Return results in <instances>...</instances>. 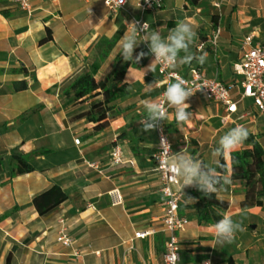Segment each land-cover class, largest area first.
I'll return each instance as SVG.
<instances>
[{
  "label": "crops",
  "instance_id": "obj_1",
  "mask_svg": "<svg viewBox=\"0 0 264 264\" xmlns=\"http://www.w3.org/2000/svg\"><path fill=\"white\" fill-rule=\"evenodd\" d=\"M127 1L115 13L103 0H31V12L16 0H0V264H164L170 233L162 219L163 181L152 159L158 138L156 131H141L148 120L145 104L157 103L164 88L157 62L149 69L154 55L127 68L118 86L128 93L100 129L77 115L101 95L70 102L64 94L85 71L97 80L108 72L134 19L150 25L144 38L136 35L134 58L149 52L152 31L166 38L177 23L189 22L196 32L189 53L207 57L202 64L194 59L175 69L187 76L190 68L199 67L208 77L236 85L232 93L238 110L228 117L225 105L202 93L186 101L192 113L188 121L178 123L175 109L169 111L165 125L173 162L174 154L182 152L220 171L221 158L213 152L219 138L237 125L247 127L264 148V114L251 98H241L242 78L234 70L248 34L264 43V0H200L197 6L163 0L161 8L147 11ZM116 145L124 158L119 164L111 162ZM251 147L245 140L236 151ZM34 152L35 170L12 175L10 157ZM224 164L231 183L220 185L216 194L229 206L218 212L231 215L244 230L232 243H218L212 228L216 220L199 221L187 197L194 186H183L180 175V213L189 218L178 231L180 264H229L230 259L264 264V198L244 206L246 182L232 178L231 153ZM54 185L68 198L42 215L34 199ZM137 232L150 233L137 237ZM63 234L70 244L59 240Z\"/></svg>",
  "mask_w": 264,
  "mask_h": 264
},
{
  "label": "built area",
  "instance_id": "obj_2",
  "mask_svg": "<svg viewBox=\"0 0 264 264\" xmlns=\"http://www.w3.org/2000/svg\"><path fill=\"white\" fill-rule=\"evenodd\" d=\"M17 4L24 10L31 12V0H16ZM105 5L113 12H118L127 4V0L122 5H119L117 0H103ZM136 5L143 11L154 10L163 6V0H135ZM140 24L147 23L148 28L144 32L137 33L138 37L144 38L150 29V25L143 19H134ZM220 31L218 30L213 37V43L217 45V40ZM205 44H201L199 49H204ZM158 71L163 78L164 88L159 94L158 101L167 114L173 108L167 104L166 97L163 95L169 82H175L177 77L184 79L187 86L194 93H202L210 101L217 102L226 106L227 117L238 110V102L233 96L234 84H227L217 77H208L199 67H192L189 74L184 76L178 70L166 64L157 62ZM234 70L242 80L241 98H251L255 107L264 114V43L255 42V34H248L242 42V55L240 60L234 65ZM150 121L146 120V123ZM158 144L156 150L152 154V159L155 162L157 171L161 174L164 194V215L163 222L167 231L170 233L169 239L166 242L164 252V264H180L181 263V242L178 236V231L183 230L189 223V218L180 213V203L183 198V192L179 186L180 175L172 171L173 166L177 163L173 162L172 142L166 130L165 120L161 121L157 126ZM165 138L167 143H161V139ZM76 143H80V139H76ZM169 144L171 148L169 150ZM111 162L119 164L124 161L122 149L116 145L110 153ZM94 165V164H91ZM150 232H137V237H145ZM59 240L65 244H70L71 239L65 234L59 237ZM205 264H211L210 260H206Z\"/></svg>",
  "mask_w": 264,
  "mask_h": 264
},
{
  "label": "clouds",
  "instance_id": "obj_3",
  "mask_svg": "<svg viewBox=\"0 0 264 264\" xmlns=\"http://www.w3.org/2000/svg\"><path fill=\"white\" fill-rule=\"evenodd\" d=\"M117 2L122 5L125 0H117ZM148 27L146 22L140 24L139 21H133L130 32H126L122 36L120 49L125 62L135 61L138 63L149 54L154 55V60L149 65L150 70L156 62L166 64L172 68H176L178 65L191 64L194 59L201 64L205 62L207 53L202 55L189 53V46L196 37L194 26L189 22L177 23L166 38H162L158 31H152L148 41L149 52L141 51L134 58V50L138 47L136 35L144 32ZM182 52L185 55L181 56ZM163 95L166 97L167 104L175 109L174 118L178 123L190 119L192 113L188 111L190 105L186 101L194 95V92L187 86L184 79L177 77L175 82H169ZM145 111L150 122L143 123L142 132L156 131L159 123L167 119V112L159 103H146ZM248 137L247 127L243 125L235 126L219 138V146L214 150L213 155L218 158H226L231 152L238 150ZM161 143H167V140L162 138ZM170 148L171 145L169 144V150ZM174 155L177 159V165L173 166L172 171L182 176L183 186H194L202 195L211 198L217 193L220 185L231 183L230 177L218 171L217 166L205 167L201 163H194L182 152ZM216 165H219V160ZM187 197L188 202H197L196 197ZM212 228L213 234L220 244L232 243L236 233L244 230L241 223L234 221L231 215L228 214H224L217 220Z\"/></svg>",
  "mask_w": 264,
  "mask_h": 264
},
{
  "label": "trees",
  "instance_id": "obj_4",
  "mask_svg": "<svg viewBox=\"0 0 264 264\" xmlns=\"http://www.w3.org/2000/svg\"><path fill=\"white\" fill-rule=\"evenodd\" d=\"M186 1L191 6H197L200 0ZM139 65L140 63L135 61L125 62L122 55H120L115 59L108 72L99 80L89 70L76 77L64 93L70 102H83L90 97L102 96L101 99L94 101L90 108L79 113L77 117H85L88 121L97 123L96 128L98 129L105 126L108 121V113L114 111L117 100L128 93L125 86H118V84L124 80L128 67ZM246 141L252 145L251 148L231 152L232 178L242 179L246 182L244 206L261 204L264 198V148L253 135H249ZM37 153L12 155L10 157L12 175L34 171L35 167L32 165L31 159ZM221 164H223V167L220 172L223 174L227 170L224 157H221ZM189 196L197 198L194 207L198 213L199 221H217L223 216L218 210L225 211L229 206V203L219 199L217 194L208 198L197 191L195 187L190 190ZM67 198V194L61 187L54 185L36 196L34 201L43 215ZM229 264H235L234 260L230 259Z\"/></svg>",
  "mask_w": 264,
  "mask_h": 264
}]
</instances>
